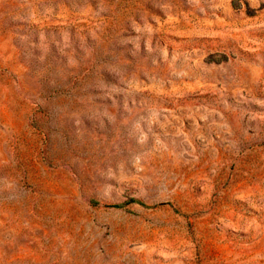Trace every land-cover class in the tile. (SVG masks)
<instances>
[{
  "label": "rangeland",
  "instance_id": "1",
  "mask_svg": "<svg viewBox=\"0 0 264 264\" xmlns=\"http://www.w3.org/2000/svg\"><path fill=\"white\" fill-rule=\"evenodd\" d=\"M0 264H264V0H0Z\"/></svg>",
  "mask_w": 264,
  "mask_h": 264
}]
</instances>
